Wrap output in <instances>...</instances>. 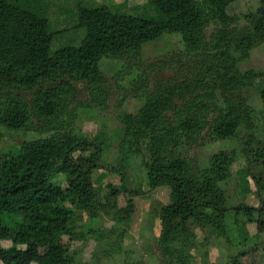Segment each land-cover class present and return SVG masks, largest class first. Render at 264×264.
Segmentation results:
<instances>
[{
    "label": "rangeland",
    "instance_id": "obj_1",
    "mask_svg": "<svg viewBox=\"0 0 264 264\" xmlns=\"http://www.w3.org/2000/svg\"><path fill=\"white\" fill-rule=\"evenodd\" d=\"M197 2L201 18L194 47L178 33H164L136 48L106 53L96 76L64 80L61 111L51 118L40 113L25 90L0 94V111L16 103L27 116L21 129L0 122V152L48 136L85 138L102 145L101 169L91 174L93 205L75 213L77 235L63 239L71 264H231L239 240L234 235L244 238L253 233V227L237 228V216H227V227L236 229L231 234L236 239L234 247L205 221L193 220L183 227L167 222L162 208L170 203L169 187L149 189L147 185L145 163L157 157L162 141L174 137L175 122L193 118L197 126L189 130L178 150L191 171L206 169L219 150L235 149L238 159L224 185L231 204L258 203L254 182L243 172L250 164L244 149L254 147L252 138L264 134V0H235L234 16L226 21L207 0ZM47 4L51 53L81 42L80 6L153 14L146 0H47ZM225 114L239 127L234 138L220 140L211 134L210 124ZM122 175L127 189L142 193L131 202L113 192L118 191ZM53 182L66 186L63 175ZM245 186L242 198L238 192ZM0 244L9 247L11 243Z\"/></svg>",
    "mask_w": 264,
    "mask_h": 264
},
{
    "label": "trees",
    "instance_id": "obj_2",
    "mask_svg": "<svg viewBox=\"0 0 264 264\" xmlns=\"http://www.w3.org/2000/svg\"><path fill=\"white\" fill-rule=\"evenodd\" d=\"M146 1L153 14L116 13L96 4L78 7L77 27L84 30L81 42L51 53L53 34L47 0H0V94L25 90L33 96L40 113L51 118L61 111L64 80L96 76L106 53L120 47L136 48L164 33H178L195 46L201 18L197 0ZM207 2L223 21L234 16L235 0ZM26 121L25 112L16 103L0 111L1 124L10 129H21ZM194 126L193 118L175 122L174 137L162 141L157 157L145 163L149 189L166 185L170 190V203L162 208L163 219L176 221L181 227L193 220L205 221L227 242L239 239L231 264H264V134L252 138L254 147L244 149L250 164L243 175L252 178L258 203L231 204L224 185L238 159L237 151L219 150L210 157L206 169L193 173L178 150ZM238 127L229 114L219 115L210 124L211 134L220 140L234 138ZM101 152V143L93 140L54 136L0 152V242L11 243L9 247L0 244V264L72 263L63 239L77 235L75 213L93 205L91 174L101 169ZM118 170L122 174V169ZM57 175L65 177L66 186L53 182ZM246 186L244 192H238L242 198ZM113 192L126 195L128 202L142 194L138 189H127L123 175L118 191ZM229 215L239 218L237 228L253 227V233L231 238L236 229L227 227Z\"/></svg>",
    "mask_w": 264,
    "mask_h": 264
}]
</instances>
